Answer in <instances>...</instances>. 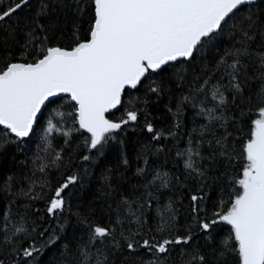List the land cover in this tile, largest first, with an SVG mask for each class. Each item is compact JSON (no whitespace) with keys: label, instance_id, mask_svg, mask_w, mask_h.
<instances>
[{"label":"snow or ice","instance_id":"snow-or-ice-1","mask_svg":"<svg viewBox=\"0 0 264 264\" xmlns=\"http://www.w3.org/2000/svg\"><path fill=\"white\" fill-rule=\"evenodd\" d=\"M0 264H264V0H0Z\"/></svg>","mask_w":264,"mask_h":264}]
</instances>
